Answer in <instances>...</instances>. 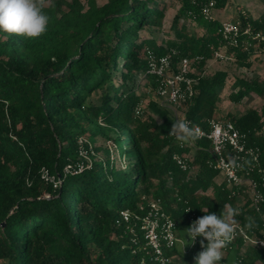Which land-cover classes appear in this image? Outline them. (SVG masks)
<instances>
[{
  "label": "trees",
  "instance_id": "16d2710c",
  "mask_svg": "<svg viewBox=\"0 0 264 264\" xmlns=\"http://www.w3.org/2000/svg\"><path fill=\"white\" fill-rule=\"evenodd\" d=\"M176 1L173 40L141 35L145 28L163 26L167 9L160 0L102 5L97 0H37L50 18L44 34L26 38L0 31V264H161L146 246L139 220L118 223L124 210L145 215L151 200L160 202L177 232L189 225L188 209L198 218L205 214L199 208L219 214L230 204L238 209L236 223L247 235L264 240V202L256 211L250 194L240 203L248 187L218 182L221 171L214 167L210 140L196 139L194 149L181 146L169 135L175 120L156 102L148 107L161 122L147 113L143 118L145 111L136 114L145 95L134 85L145 81L158 87L157 77L148 73L150 55L171 54L176 68L184 57H201L198 74H192L194 94L182 105L185 117L208 132L216 117L228 73L210 77L204 68L226 41L219 32L222 23L206 18L203 7L213 3L222 10L229 0ZM237 20L239 46L228 47V53L239 66L251 68L254 46L264 48V39L243 30L249 25L264 37V16L254 19L243 10ZM188 21L203 33L190 32ZM251 94L264 100V82L237 78L231 100L239 103ZM95 95L98 103L91 101ZM228 121L244 135L247 147L260 149L264 169V105L228 114ZM99 134L116 150L93 147L84 138ZM100 153L103 157H96ZM175 155L186 159L188 170L181 169ZM120 157L128 159L124 170ZM79 162L91 167L79 174L65 171ZM251 162L248 156L242 174ZM251 177L264 194L263 174L255 169ZM199 241L188 246L186 257L202 250ZM162 244L169 260L180 254ZM245 245L243 238L227 245L221 264H264V248L250 245L242 252Z\"/></svg>",
  "mask_w": 264,
  "mask_h": 264
},
{
  "label": "built area",
  "instance_id": "2783aa9c",
  "mask_svg": "<svg viewBox=\"0 0 264 264\" xmlns=\"http://www.w3.org/2000/svg\"><path fill=\"white\" fill-rule=\"evenodd\" d=\"M213 7L205 5L203 7V14L206 18H211L210 11ZM226 41L218 51L215 52L213 59L220 60H235L233 53H228V47L239 46V36L242 33L241 23L227 21L223 22L220 31ZM243 34L252 35L254 39H264L262 34H253L251 27L248 25L244 28ZM173 54H176L174 51ZM201 60V57H184L175 67L171 54L164 56L150 55V70L149 74H154L157 77L158 87L157 94L167 100V104L173 107L182 106L194 94L193 86L196 80L192 77L195 73L196 64ZM194 70V71H193ZM136 114L142 115V106L136 108ZM181 120L190 122V126L194 127L197 134V139L207 138L212 143L211 153L214 157V167L221 171L225 180L229 185H244L248 184L252 207L256 211H260L261 204L264 202V194L260 191L258 182L251 177V173L258 169L264 177V169H260V149L249 148L244 141V135L236 128L231 121H222L214 118L210 121V131H206L202 126L184 117ZM181 146L184 143H180ZM194 148L193 142L189 144ZM251 158V164L248 166L244 174L242 170L247 161V157ZM174 160L181 167L182 170H188V163L181 155H175ZM91 167L90 164L86 166L83 162L76 165H67L65 171L71 174H79L85 168ZM241 173V174H240ZM149 209L145 215L139 216L129 210H124L120 214L118 223L130 224L132 218L139 220L140 228L143 232L146 246L150 247L161 264H167L170 260L163 256L162 243L168 248H174L180 238L178 237L176 222L162 209L160 202L156 200L149 201ZM189 210V209H188ZM188 227L197 219L195 213L188 211ZM264 220V219H263ZM264 222V221H263ZM134 230L132 229V232ZM238 238H243L244 242L250 241L251 245H258L264 248V240L250 238L243 226L239 223L234 224V237L228 243L233 244ZM200 237L197 238V243ZM133 243H137L136 238H133ZM194 243V244H195Z\"/></svg>",
  "mask_w": 264,
  "mask_h": 264
},
{
  "label": "rangeland",
  "instance_id": "374dc122",
  "mask_svg": "<svg viewBox=\"0 0 264 264\" xmlns=\"http://www.w3.org/2000/svg\"><path fill=\"white\" fill-rule=\"evenodd\" d=\"M99 5H102L107 2V0H97ZM161 1V8H166V14L163 19V26L161 28L154 27V28H145L144 31H142L141 35L142 38H148V37H155L158 39L159 42L162 40H173L175 39L174 32L171 30V24L173 21V18L179 9L180 5L176 0H160ZM245 10V13L249 14L253 18L256 19L260 18L261 16H264V0H229L227 6L222 9L218 10L216 8H212L210 11V16L212 19L218 20L220 23L232 21V22H239L237 19L240 16L241 11ZM188 29L190 32H196L199 34H202L203 32L199 28L198 24L194 22L188 21ZM3 39V37H1ZM255 54L251 57L252 66L251 68L247 67H241L239 66L238 62L236 60H220V59H211L207 62L205 68H204V74L206 76H212L215 73L219 71H223L228 73V78L225 84L224 89L221 91V101L218 104V109L216 113L217 119H220L222 121H228V114H236L241 115L243 114L248 108H258L260 109L264 105V100H262L260 97H258L256 94H251V96H248L244 98L241 102L235 103L231 100V93L233 91V84L237 78L239 79H246L248 81L253 80H259L261 82H264V48L260 46V44H256L254 46ZM194 71V70H193ZM195 75L198 74V71L195 70ZM138 80H144L146 77L136 78ZM141 83V82H140ZM135 89H137V92L139 95L144 96L142 101V108L143 111H145L144 115L142 116L145 118L147 115H152L155 117L159 122L162 121L161 117L154 113L149 107V102H156L158 105H160L164 109H168V112L170 116L176 121L177 119H183L185 117L184 109L182 106L179 107H173L171 105L167 104V100L161 98L155 89H153L152 85L147 83H141V86L139 87L137 84L134 85ZM91 101L93 103H98V95H95ZM147 113V115H146ZM112 137H114V133H110ZM107 136H103L101 134L96 135L95 137H90L86 135L84 138L89 143L92 144L93 147H107L111 149V151L116 150V145L112 141L108 140L106 138ZM190 144V143H187ZM194 144V143H193ZM194 149V148H192ZM103 157L102 153L99 155L96 154V157ZM86 160L88 163L90 162V159L86 157ZM102 160V158H101ZM118 165L123 170L127 168L128 166V159L127 157H120L118 160ZM225 180L224 175H220L218 177V182H222ZM243 187H248V184L242 185ZM249 190V189H248ZM248 192L246 196H242L240 203L242 204L247 197H249L250 190L246 191ZM188 228V224H184L181 229H178V237L180 238V241L175 246L179 251L180 254L172 256L170 258L171 263L174 264H190L195 263L194 257L188 258L186 257L189 255L190 251L188 249V246L192 249L195 244H186L183 240L184 231ZM181 230V231H180ZM187 240L188 238L185 237ZM246 245L243 246L242 252L246 250L248 246H250V241H247L245 243ZM185 246V248H184ZM184 248V250H183ZM256 264H262L261 262H258Z\"/></svg>",
  "mask_w": 264,
  "mask_h": 264
},
{
  "label": "clouds",
  "instance_id": "9594fccd",
  "mask_svg": "<svg viewBox=\"0 0 264 264\" xmlns=\"http://www.w3.org/2000/svg\"><path fill=\"white\" fill-rule=\"evenodd\" d=\"M49 19L37 0H0L2 32L37 38L47 31ZM169 135L180 143L195 142L198 138L190 122L180 119L172 123ZM199 209L205 214L194 220L183 232V240L186 245L194 244L198 237L202 238L199 241L202 250L194 258L195 264H221L223 250L234 237L238 209L230 204L223 205L219 214L209 211V208ZM253 226L254 222L250 218L247 227L252 229Z\"/></svg>",
  "mask_w": 264,
  "mask_h": 264
},
{
  "label": "crops",
  "instance_id": "0c3cea01",
  "mask_svg": "<svg viewBox=\"0 0 264 264\" xmlns=\"http://www.w3.org/2000/svg\"><path fill=\"white\" fill-rule=\"evenodd\" d=\"M254 19H256V18L254 17Z\"/></svg>",
  "mask_w": 264,
  "mask_h": 264
}]
</instances>
